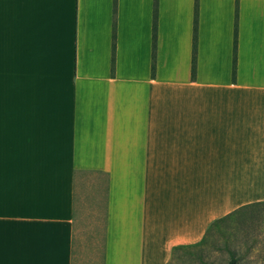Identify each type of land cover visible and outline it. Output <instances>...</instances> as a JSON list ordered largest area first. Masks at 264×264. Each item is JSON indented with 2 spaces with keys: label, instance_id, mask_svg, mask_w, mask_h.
I'll list each match as a JSON object with an SVG mask.
<instances>
[{
  "label": "crops",
  "instance_id": "0c3cea01",
  "mask_svg": "<svg viewBox=\"0 0 264 264\" xmlns=\"http://www.w3.org/2000/svg\"><path fill=\"white\" fill-rule=\"evenodd\" d=\"M0 0V264H74L80 177L107 176L105 264L264 201V0ZM116 19V66L111 72ZM78 172V175H77Z\"/></svg>",
  "mask_w": 264,
  "mask_h": 264
},
{
  "label": "rangeland",
  "instance_id": "374dc122",
  "mask_svg": "<svg viewBox=\"0 0 264 264\" xmlns=\"http://www.w3.org/2000/svg\"><path fill=\"white\" fill-rule=\"evenodd\" d=\"M79 184L74 264H105L107 176L85 174ZM222 227L203 246L180 252L173 264H228L229 249L238 252V264H264V206L252 218H233Z\"/></svg>",
  "mask_w": 264,
  "mask_h": 264
},
{
  "label": "trees",
  "instance_id": "16d2710c",
  "mask_svg": "<svg viewBox=\"0 0 264 264\" xmlns=\"http://www.w3.org/2000/svg\"><path fill=\"white\" fill-rule=\"evenodd\" d=\"M117 11V0H114V12ZM158 11H159V0H154V12H153V26H152V74L155 75L156 70V50H157V39H158ZM238 17H239V1H236L235 6V24H234V40H233V61H232V79L236 80L237 73V51H238ZM116 19H114L113 25V54H112V65L111 72L114 75L115 66H116ZM198 26H199V0L195 1V11H194V30H193V47H192V66L191 73L192 78H196L197 74V52H198ZM78 175V172H77ZM264 206V201L256 202L252 204L245 205L237 210L220 217L212 222L209 229L207 230L205 237L199 243L179 245L175 246L172 249L171 259L168 264H173L178 258L180 252H189L192 249L199 248L204 244L208 243L209 240L214 236V234L222 229L225 230V227H222L223 224H227L233 218H246L249 215V218H252L255 214V209L257 207ZM240 216V217H239ZM230 259L228 264H238V252L235 250L229 249Z\"/></svg>",
  "mask_w": 264,
  "mask_h": 264
}]
</instances>
